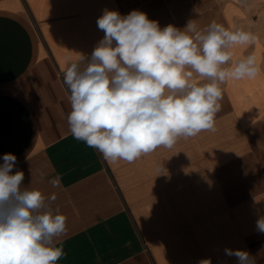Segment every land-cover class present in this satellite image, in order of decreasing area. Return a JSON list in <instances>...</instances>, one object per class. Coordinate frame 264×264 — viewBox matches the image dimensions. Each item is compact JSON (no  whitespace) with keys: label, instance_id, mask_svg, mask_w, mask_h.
<instances>
[{"label":"crops","instance_id":"crops-1","mask_svg":"<svg viewBox=\"0 0 264 264\" xmlns=\"http://www.w3.org/2000/svg\"><path fill=\"white\" fill-rule=\"evenodd\" d=\"M105 9L243 28L256 43L233 58L254 54L262 71L222 85L215 131L111 163L69 132L63 81L103 38ZM5 153L67 217L58 264H237L226 248L264 264V0H0V163Z\"/></svg>","mask_w":264,"mask_h":264},{"label":"clouds","instance_id":"clouds-1","mask_svg":"<svg viewBox=\"0 0 264 264\" xmlns=\"http://www.w3.org/2000/svg\"><path fill=\"white\" fill-rule=\"evenodd\" d=\"M97 26L104 35L90 57L70 61L63 73L71 106L66 118L73 138L111 163H131L159 147L173 148L181 137L215 131L222 85L262 71L254 54L233 58L235 48L256 43L243 28L215 21L200 28L193 20L183 29L162 28L142 11L108 9ZM2 161L0 264H58L66 257L60 241L67 217L52 208L55 194L23 186L24 172H13L16 155L5 153ZM48 183L59 188L62 177ZM256 228L264 233V217ZM225 254L237 264H256L245 250L226 248Z\"/></svg>","mask_w":264,"mask_h":264}]
</instances>
